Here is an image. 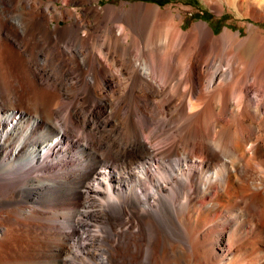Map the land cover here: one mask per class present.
<instances>
[{"label": "bare ground", "instance_id": "obj_1", "mask_svg": "<svg viewBox=\"0 0 264 264\" xmlns=\"http://www.w3.org/2000/svg\"><path fill=\"white\" fill-rule=\"evenodd\" d=\"M207 1L0 0V264H264V0Z\"/></svg>", "mask_w": 264, "mask_h": 264}, {"label": "rangeland", "instance_id": "obj_2", "mask_svg": "<svg viewBox=\"0 0 264 264\" xmlns=\"http://www.w3.org/2000/svg\"><path fill=\"white\" fill-rule=\"evenodd\" d=\"M127 0H102V4L121 5ZM153 3H157L163 8L169 4L174 3V8L183 5V15L185 16L184 28L185 30L191 29L195 24L199 22H207L216 34L224 32L226 27H229L235 31H241L242 35H248L247 28H249L246 22H254L253 19H242L237 16L235 10L227 8L222 14L217 13L215 9L210 5L207 0H149ZM156 1V2H155ZM165 2V3H164ZM62 5V3L60 4ZM244 23V25H242ZM246 23V24H245ZM257 25L264 29V21L255 22ZM56 22L52 23V27ZM252 45H261L260 39L257 37L253 39Z\"/></svg>", "mask_w": 264, "mask_h": 264}]
</instances>
